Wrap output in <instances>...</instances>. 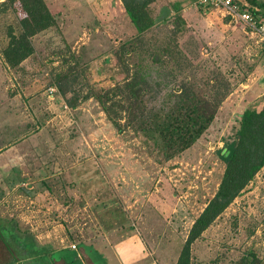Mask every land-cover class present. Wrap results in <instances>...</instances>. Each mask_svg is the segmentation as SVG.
I'll return each mask as SVG.
<instances>
[{"label":"rangeland","instance_id":"1","mask_svg":"<svg viewBox=\"0 0 264 264\" xmlns=\"http://www.w3.org/2000/svg\"><path fill=\"white\" fill-rule=\"evenodd\" d=\"M44 2L55 24L12 68L3 50L20 33V0H0V219L29 222L22 229L34 234L63 222L78 240L138 232L178 258L220 183L217 150L244 110L264 105V45L197 0H155L142 35L120 0ZM238 2L264 12V0ZM140 70L164 93L185 85L220 99L207 131L168 161L140 133L118 132L95 96ZM251 253L264 264V168L191 245V264H241Z\"/></svg>","mask_w":264,"mask_h":264},{"label":"trees","instance_id":"2","mask_svg":"<svg viewBox=\"0 0 264 264\" xmlns=\"http://www.w3.org/2000/svg\"><path fill=\"white\" fill-rule=\"evenodd\" d=\"M120 1L137 34L142 35L154 26L156 20L150 16L148 6L155 0ZM249 2L263 7L255 0ZM17 12L20 33L16 36L10 32L9 43L3 50L4 58L12 68L33 53L29 39L55 24L44 0H20ZM252 13L264 17L263 11ZM95 96L118 132L131 129L140 133L154 142L167 161L191 148L201 138L214 121L220 103L219 98H205L185 85L164 93L161 84L150 77L147 79L141 70L112 90H104ZM88 98L90 96H84L82 100ZM67 103L71 108L75 107L71 101ZM216 153L224 164L220 183L191 226L176 264H191V245L264 168V105L260 110H244L237 129ZM0 244V259L6 258L0 264L19 263L38 257L41 252L33 236L28 232L22 235L12 220L0 219ZM3 251L7 255L4 256ZM253 261L256 262L251 253L240 263L253 264Z\"/></svg>","mask_w":264,"mask_h":264},{"label":"crops","instance_id":"3","mask_svg":"<svg viewBox=\"0 0 264 264\" xmlns=\"http://www.w3.org/2000/svg\"><path fill=\"white\" fill-rule=\"evenodd\" d=\"M12 221L22 235L28 232L33 236L41 249L38 257L14 264H176L177 261L175 256L171 258L168 254H160L153 247H147L138 232H118L116 239L112 233L91 232L86 240H78L67 232L63 222L48 220L40 224L41 232L34 234L22 229L29 222L24 224L22 220L24 225L21 227L18 222Z\"/></svg>","mask_w":264,"mask_h":264},{"label":"built area","instance_id":"4","mask_svg":"<svg viewBox=\"0 0 264 264\" xmlns=\"http://www.w3.org/2000/svg\"><path fill=\"white\" fill-rule=\"evenodd\" d=\"M197 3L205 9L215 8L223 18L244 27L264 45V17L252 13L257 10L246 8L247 5L240 4L238 0H197Z\"/></svg>","mask_w":264,"mask_h":264}]
</instances>
